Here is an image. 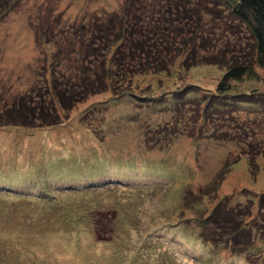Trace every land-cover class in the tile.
Segmentation results:
<instances>
[{"label":"rangeland","instance_id":"1","mask_svg":"<svg viewBox=\"0 0 264 264\" xmlns=\"http://www.w3.org/2000/svg\"><path fill=\"white\" fill-rule=\"evenodd\" d=\"M172 1L140 2L152 8L155 23L163 25L159 10L168 28L190 34L196 53L189 54V64L195 65L182 68L180 58L170 72L137 78V102L113 100L109 93L91 97L70 112L64 127L0 128V183L14 185H0V196L37 194L35 180L48 176L49 196L63 201L50 213L39 205L27 209L36 224L23 232L13 233L0 221V264H259L213 251L199 239L197 223L220 202L232 211L251 204L257 215L264 194V70L256 69L260 82L233 84L257 109L212 114L201 122L197 102L225 104L214 97L225 72L221 66L234 54L251 53L252 41L218 0H188L185 8ZM124 2L0 0V116L23 96L32 99L31 107L50 103L43 88L52 64L73 81L66 56L72 62L75 55L71 28L84 26L77 34L88 38V19L118 12ZM186 9L193 15L180 13ZM46 35L61 40L57 51ZM204 54L218 65H209ZM152 102L168 108L148 107ZM92 163L98 171L90 169ZM225 163L233 164L229 174L214 195L203 196ZM77 188L83 194L66 197Z\"/></svg>","mask_w":264,"mask_h":264},{"label":"trees","instance_id":"2","mask_svg":"<svg viewBox=\"0 0 264 264\" xmlns=\"http://www.w3.org/2000/svg\"><path fill=\"white\" fill-rule=\"evenodd\" d=\"M124 1V5L118 12L100 15L101 20L97 17L88 19V21L90 20L87 21L88 38H80L77 34H80L84 26L71 28L73 37H76L74 40L75 55H72V57L74 56L72 62L70 60L71 54L69 53L70 56H66L73 66L69 69L73 72V81L69 82L71 78H67L64 75L65 73L63 74L60 69H56V64H52L50 78L44 80L45 86L43 88L45 92H48L47 95L51 97L50 103L43 104L45 103L43 102L39 106L31 107L33 105V103L31 104L32 99L23 96L19 98L17 107L12 106L5 116L3 114L0 116V128L64 127L62 122L69 119L70 112L77 105L83 104L91 97L109 93L113 100L137 102V100H134V82L137 78L163 75L170 72L180 58H182L180 61L182 68L195 65L189 64V54L194 52L192 55H195L196 53V48L194 49L196 46H194L195 41L190 38L189 33L184 32L175 25L168 28L166 25H170V22L164 20L165 18L159 10H157L158 22L162 24L163 21V25L155 23V19L152 17V8L146 6L145 3H141V0ZM137 1L141 4L137 3L136 6ZM182 2L185 7L189 4L188 0L172 1L176 6H183ZM218 2L228 10L229 15L240 24L239 26L247 30L252 41L251 53L241 56H239L240 54H234L231 62H226L227 64L224 67L221 66L225 72L216 86L214 97L224 98L223 101L226 105L218 103L215 99V101H210L211 98L207 101L204 99L205 101L200 100L197 102L196 112L199 118L201 117L199 119L201 122L204 121L206 116L212 114L222 115L227 111L235 112L240 109L253 112L254 109H257L256 107L259 104L250 102L249 98L243 97L239 91H236L233 84L242 83L246 80L260 82L256 69L264 70V0H218ZM180 13L187 17L193 15L191 10L187 9ZM45 38H47L45 40L48 44H53L54 49L57 51L61 45V40L56 36H52L53 39L56 38L54 40L47 35ZM64 38L69 39L66 38V35ZM200 45L201 48L199 49L204 52V43ZM204 55L206 56H203L204 60H208L209 65H218L211 61L213 58L211 60L208 58L210 54ZM58 58L59 56H56L55 59ZM59 66L60 63L57 67ZM56 75L67 82L63 83L61 78L56 77ZM262 85L264 86V81H262ZM41 90L42 88H39V91ZM34 93L37 97L43 98L37 90ZM154 103H147V106H152L155 109L157 107L168 108L162 102ZM174 103L171 105H174ZM262 107H264V103ZM59 113L61 114L59 115ZM84 117L85 114H82L81 118ZM73 120L72 123H74ZM250 149L257 156L262 155L259 148L250 146ZM90 165L91 170L98 171L95 163ZM232 165L228 163L222 165L211 181L201 190L203 196L215 194L229 174L230 169H232ZM48 178V176H41L35 180L34 185L37 186L39 191L37 194L5 192L0 196V221L5 223L4 225H7V228L13 229L15 231L13 233L23 232L36 224L30 220V214H26L27 209L39 205L41 206L39 209L50 213L52 208H56L58 204L63 202L56 197L49 196L51 194L49 188L53 184V180L44 183ZM84 178L68 182L65 180L69 179L62 181L68 184L78 183L82 182ZM0 185H4L2 187L14 186L7 183H0ZM41 187H46L45 193L48 194H42L43 189ZM79 189L77 188L75 192L66 193L68 194L66 197L80 196L83 193ZM45 197L49 198L46 199ZM221 204L222 202L211 211L207 218L197 223L199 239L209 245L215 252L219 253L222 249L229 252L233 257L244 255L247 263H251L254 259L252 263L264 264V194L258 200L257 215L254 216L251 204L246 205L242 210L236 211H232ZM14 214L16 215L14 216ZM3 229L6 228L3 227Z\"/></svg>","mask_w":264,"mask_h":264}]
</instances>
